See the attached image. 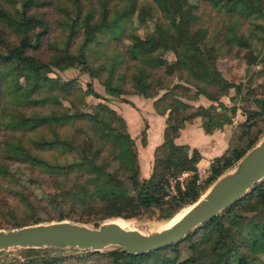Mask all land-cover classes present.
Instances as JSON below:
<instances>
[{
	"label": "trees",
	"instance_id": "16d2710c",
	"mask_svg": "<svg viewBox=\"0 0 264 264\" xmlns=\"http://www.w3.org/2000/svg\"><path fill=\"white\" fill-rule=\"evenodd\" d=\"M17 1L18 14L0 3V178L11 175L8 160L23 162L41 175L50 190L43 200L33 199L19 188L12 190L21 217L12 226L38 221L35 208L39 202L45 208H55L56 219L96 224L109 216L126 220L153 206L160 207L161 217H169L171 208L162 206L165 199L177 202L178 207L196 199L199 190L193 181L199 153L174 142L173 137L184 121L197 115L205 132L230 123L235 107L224 104L219 95L229 87L236 91L239 84L220 74L216 58L226 55L221 51L226 44L246 49L245 57L264 67V0H151L144 6L136 0H57V7L70 13V25L48 38L45 48L41 43L49 26L43 11L34 8L39 0ZM133 14L139 19L152 18L156 32L128 28ZM244 19L247 22L242 28ZM30 20L40 26L32 40L23 31ZM119 39L125 42L120 45ZM166 49L172 52L171 59L162 55ZM201 63L208 66V80L191 73ZM71 65L98 78L110 95L131 92L153 97L158 89L172 86L174 75L210 104L184 112L191 104L163 95L154 98L155 110L165 114L162 140L152 150L149 174L140 177L133 138L120 113L103 100L82 107L86 94L100 97L89 80L82 87L74 77L50 74L53 68ZM254 100L258 108L246 110L238 136L248 132L253 116L264 107V93ZM140 136L143 142V129ZM258 136L252 134L242 147H226L214 156L209 164L211 178ZM180 171L189 172L183 188L177 187L174 195L163 198L167 175ZM263 183L264 176L221 211L187 231L182 239L189 241V254L176 263L195 264L194 259L199 258L196 264L205 260L219 264L211 260L210 252L221 249L224 258L220 264H264L255 261L264 251ZM12 212L16 213L14 208L9 214ZM179 242L137 254L118 246L106 252L114 261L121 256L122 264L158 251H167L175 261L172 249ZM21 249L25 253L19 258L0 264H41L39 247Z\"/></svg>",
	"mask_w": 264,
	"mask_h": 264
},
{
	"label": "rangeland",
	"instance_id": "374dc122",
	"mask_svg": "<svg viewBox=\"0 0 264 264\" xmlns=\"http://www.w3.org/2000/svg\"><path fill=\"white\" fill-rule=\"evenodd\" d=\"M39 2L40 3H37L34 6V8L35 10L43 11L49 26L48 30L46 31L47 38L44 37V40L41 43V48H45L46 40L48 38L53 39V35H58L60 32L63 31V28L67 29L69 27L70 13L66 14V11H63L61 9V6L57 7L59 3L57 0H39ZM0 3L4 7H7L12 13L18 14L19 5L17 0H0ZM136 3L137 5L144 6L148 3H151V0H136ZM95 8H96L95 10L98 9L97 2L95 3ZM246 22H247L246 19L242 21V28H244ZM127 26L128 28L135 29L139 33H142L143 31H148L150 33L156 32L154 30L153 20L152 18L149 17H143L139 19L133 14L128 19ZM39 29L40 26L34 20H30L23 25V31L30 40L33 39L35 32L38 31ZM121 39L117 41L120 45H122L125 42V40L121 41ZM221 51H225L226 55H219L216 58V67L218 71L222 76H224L228 80H231L235 83L238 82L239 84V88L236 91H234L233 87H229L225 94L219 95L220 100L224 104L226 105L232 104L235 107V110L231 115L230 123H225L222 126V129L224 130L226 136V145L224 149L226 147L230 149V147L233 146L242 147L248 136L258 133L259 135L258 137H260L261 134L264 132V107H263L260 109L258 114L253 116L254 123L249 127L248 132L238 136L240 130L244 128V125L241 123L243 119L246 117L247 114L246 110L258 108V104L257 102H255L254 96L258 97L260 96V94L264 93V67L260 63L251 61L247 57H245L244 53L246 52V49L244 48H236L225 44V47L221 48ZM162 55L166 56L168 59H171L173 54L169 49H166L162 52ZM207 70H208V66L201 63L200 65L194 67L191 70V73L192 75L197 76L201 79L208 80L211 78V75L207 73ZM50 74L51 75L56 74L62 79L68 77H74L76 82L82 87L85 86L86 81L89 80L91 82L92 87L96 90V92L100 95V97L93 96L92 94H86L84 96L85 104L82 106L83 108L90 107L91 104H93L96 100H101V101L103 100L111 106L112 99L123 100L126 98L125 96L131 94V92H124L119 95H110L105 93L103 86L99 82L98 78L88 76V74L85 71H82L78 67V65L67 66L63 69L53 68ZM171 78H172V86L168 89H158L156 95H154L151 98H156L157 96L163 95V96L171 97L175 100H180L187 102L188 104H191L184 108V112H190L195 107L197 108L198 105L205 106L208 104V102L205 100L207 98L203 94L195 90L191 85L187 84L185 81H183L180 78H175L174 75H172ZM122 86L125 89H129L130 87L126 83H123ZM211 103L215 105L216 110L219 108V106L216 105V100L211 101ZM197 118H199L198 115L195 116L193 120H198ZM213 129H217V128H213ZM139 141L142 142L141 136H138V140H136L137 145ZM133 142H134V138H133ZM189 149L191 148L188 147V150ZM213 157H211L208 160V162L205 163V165H201L199 167L196 166L195 170H201L202 168L208 170L207 176L205 177L203 182L200 183L199 185H195V186L193 185L194 188L199 190L198 195H200L207 187V185L212 181L211 178L212 169L210 168L209 164L210 161L213 159ZM8 162H9V169L11 171V175H7L5 177L0 178V225H1L0 227H9V226L11 227L12 225L16 224L21 218L18 215L20 214L19 210L14 205L16 198L14 197L15 195L13 194L12 190H14L15 188H19L23 191V193H25L29 197L33 199H42V200L44 199V197L47 196V190H50V188L46 186L47 185L46 181L41 177V175L36 170L29 168L28 165L23 162H17L12 160H8ZM178 173L179 172L175 174L167 175V177L176 175ZM182 176H183L182 184H184L185 179L189 177V172L184 173ZM170 196L171 195L164 196L163 194V198H168ZM168 199H165V201L162 203V206L168 204L169 208H171L172 213L182 206L183 207L179 211L185 210L192 202L191 201L189 203L182 204L181 206L178 207L177 202L170 200L168 201ZM39 203H36L37 206L35 208L36 214L39 216L38 221L56 219L55 208L52 207L45 208L46 206L42 205V203L40 204ZM11 208H14L16 213L12 212L9 214ZM219 211H221V209ZM159 212H160V207L153 206L148 210H144L138 213L135 216L127 217L126 221L129 223V226H133L144 231L151 230L160 226L168 218V217H161ZM100 220L101 219H99L97 223ZM81 222H84L89 225H95L92 221H81ZM181 239L179 240L180 242L177 241L179 242L178 245L176 247L174 246V248L172 249L173 256L174 255L177 256L175 261L172 257V254L169 255L167 251L166 252L158 251L155 254L138 256L132 260L133 262L132 264H192L189 261L176 263L177 261L184 259V257H186L189 254L188 239L187 238L184 240L182 239V241ZM113 247H115V245L109 244L103 247L102 249L88 253L84 252L83 251L84 249H77V248L69 249V248H57V247H39L40 251L38 253L39 255L41 254L40 255L41 264H122L123 258L121 256L117 257L114 261L110 256L111 254H108L106 252L107 249ZM21 248L22 247H13V248L0 250V262L11 258H19L22 254L25 253ZM210 258L213 262L220 264L224 258L223 250L221 249L211 250ZM198 260L199 258L194 259L195 264L196 261ZM255 261L264 262V251L259 253L257 258H255ZM204 264H207V260H205Z\"/></svg>",
	"mask_w": 264,
	"mask_h": 264
},
{
	"label": "water",
	"instance_id": "95a60500",
	"mask_svg": "<svg viewBox=\"0 0 264 264\" xmlns=\"http://www.w3.org/2000/svg\"><path fill=\"white\" fill-rule=\"evenodd\" d=\"M263 176L264 132L169 224L144 231L118 223L112 219L115 216L105 217L95 225L67 218L36 221L0 227V250L13 247L99 250L109 244L129 254L154 250L179 241L187 231L239 198Z\"/></svg>",
	"mask_w": 264,
	"mask_h": 264
},
{
	"label": "crops",
	"instance_id": "0c3cea01",
	"mask_svg": "<svg viewBox=\"0 0 264 264\" xmlns=\"http://www.w3.org/2000/svg\"><path fill=\"white\" fill-rule=\"evenodd\" d=\"M125 97L126 101L112 99L111 107L123 117L129 134L134 138L138 175L144 177L150 171L152 150L162 140L165 114L155 110L154 98L144 97L136 93H131ZM205 100L208 103L210 101ZM193 119L183 122L176 130L173 140L189 148H196L200 155L196 162V166L199 167L205 165L211 157L224 150L226 136L222 127L205 132L200 125L199 118H197L198 120ZM142 129L144 130V141L137 142V145L136 140H138Z\"/></svg>",
	"mask_w": 264,
	"mask_h": 264
},
{
	"label": "built area",
	"instance_id": "2783aa9c",
	"mask_svg": "<svg viewBox=\"0 0 264 264\" xmlns=\"http://www.w3.org/2000/svg\"><path fill=\"white\" fill-rule=\"evenodd\" d=\"M208 170L201 169V170H195V177L193 181V185H199L203 182L205 177L207 176ZM186 173V171H180L176 175L168 176L166 178L165 184H164V196H169L174 193H176L177 187L182 188L183 187V180L182 175Z\"/></svg>",
	"mask_w": 264,
	"mask_h": 264
},
{
	"label": "bare ground",
	"instance_id": "6f19581e",
	"mask_svg": "<svg viewBox=\"0 0 264 264\" xmlns=\"http://www.w3.org/2000/svg\"><path fill=\"white\" fill-rule=\"evenodd\" d=\"M179 211V210H178ZM177 211V212H178ZM184 211V210H183ZM182 210L179 211L178 213L175 212L170 218L166 219L161 225H166L169 224L170 222H172L173 220H175L182 212ZM177 213V214H176ZM113 220L117 221L118 223L124 225V226H129V223L125 220V218L122 217H114L112 218Z\"/></svg>",
	"mask_w": 264,
	"mask_h": 264
}]
</instances>
